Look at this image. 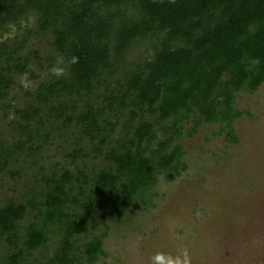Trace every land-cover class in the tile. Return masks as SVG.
I'll list each match as a JSON object with an SVG mask.
<instances>
[{"label": "trees", "instance_id": "trees-1", "mask_svg": "<svg viewBox=\"0 0 264 264\" xmlns=\"http://www.w3.org/2000/svg\"><path fill=\"white\" fill-rule=\"evenodd\" d=\"M33 13L35 35L79 62L29 94L34 102L20 110L4 103L15 76L35 77L32 57H40L21 56L28 38L0 42L3 117L14 110L20 120L11 123L18 141L0 146V171L16 156L33 158L42 149H34L37 140L48 144L47 117L79 125L92 147L79 143L67 155L74 171L41 167L31 199L0 207V245L9 246L0 264H98L108 231L89 239L96 219L104 209L102 216L121 219L132 206L151 204L162 179L177 181L188 169L183 139L218 126L217 135L238 144L235 124L251 114L236 108L237 99L264 84V0H0V40ZM144 43L146 55L127 68ZM56 240L52 256L36 257Z\"/></svg>", "mask_w": 264, "mask_h": 264}, {"label": "rangeland", "instance_id": "rangeland-1", "mask_svg": "<svg viewBox=\"0 0 264 264\" xmlns=\"http://www.w3.org/2000/svg\"><path fill=\"white\" fill-rule=\"evenodd\" d=\"M36 31L37 18L33 13L21 30L13 27L0 40L28 38V48L21 56L37 52L40 57H32L30 69L35 77L15 76L17 83L4 103L20 110L34 102L29 94H36L42 84L59 79L49 71L60 57L51 45L52 39L38 37ZM147 49V43L135 46L125 66L129 68L145 56ZM121 72L119 78L124 71ZM4 104L0 102V146L10 147L18 141L11 123L20 120L14 110L5 119ZM236 108L251 114L235 124L237 145L217 135L218 126H204L180 142L187 152V171L172 183L162 179L153 191L156 196H152L151 204L132 206L118 220L102 216L108 210L104 209L96 219L100 227L87 234L91 239L108 231L107 256L98 264H150V257L157 251L176 255L184 248L191 255V264H264V84L254 96L241 94ZM46 121V129L52 134L48 144L37 140L34 149H42L33 158L16 156L5 171H0V207L9 200L20 204L31 199L39 190L36 181L41 167L47 174L59 168L74 171L67 155L79 143L88 150L92 147L88 138L81 140L79 125L67 128L53 117ZM87 164L91 166L90 161ZM78 166L84 169L82 161ZM59 242L51 245L50 252L41 251L36 257L52 256ZM8 252L6 243L0 245V260Z\"/></svg>", "mask_w": 264, "mask_h": 264}, {"label": "clouds", "instance_id": "clouds-1", "mask_svg": "<svg viewBox=\"0 0 264 264\" xmlns=\"http://www.w3.org/2000/svg\"><path fill=\"white\" fill-rule=\"evenodd\" d=\"M171 2H175V0H171ZM78 62L79 57L75 55L67 58L60 56L49 71L57 78L65 77L69 74L71 67ZM150 264H191V255L186 248L179 250L176 255L157 251L150 257Z\"/></svg>", "mask_w": 264, "mask_h": 264}]
</instances>
